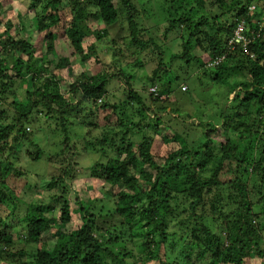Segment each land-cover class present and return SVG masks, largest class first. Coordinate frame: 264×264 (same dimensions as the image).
<instances>
[{"label":"trees","instance_id":"16d2710c","mask_svg":"<svg viewBox=\"0 0 264 264\" xmlns=\"http://www.w3.org/2000/svg\"><path fill=\"white\" fill-rule=\"evenodd\" d=\"M15 1L18 19L5 13L8 0L0 1V264H253L256 258L264 264V0H211L215 16L198 11L207 0L163 5L164 36L181 29L188 34L180 37L182 52L171 56L172 63L194 60L201 85L203 77L218 84L232 74L243 79L230 90L228 109L192 126L201 133L191 141L169 129L161 133L165 124L182 118L167 103L189 92L177 90L181 77L172 75L162 47L143 39L146 29L134 0ZM255 5L260 13L251 11ZM23 7L34 14L32 28L22 21ZM242 20L254 41L231 51ZM118 24L126 26L127 36L115 39ZM106 40L115 57L124 50L127 56L151 47L159 52V65L148 77L158 95L133 87V76L125 72L130 63L123 68L104 63L97 43ZM196 48L207 57H195ZM73 57L83 65H102V71L76 77ZM220 57L225 60L219 66L207 67ZM135 66L142 68V61ZM116 77L125 89L114 102L107 86ZM254 115L259 121L250 123ZM101 117L104 124L97 123ZM43 120L61 136L59 153L48 160L55 174L44 179L13 162L21 150L31 162L43 159L27 131ZM75 124L84 131V152L102 154L89 177L105 191L87 200L75 191L76 208L70 195L82 151L72 134ZM26 143L37 151L24 148ZM252 178L257 185L250 186ZM35 186V195H26ZM103 196L111 199L104 204ZM135 240L141 242L136 247Z\"/></svg>","mask_w":264,"mask_h":264},{"label":"rangeland","instance_id":"374dc122","mask_svg":"<svg viewBox=\"0 0 264 264\" xmlns=\"http://www.w3.org/2000/svg\"><path fill=\"white\" fill-rule=\"evenodd\" d=\"M1 1V0H0ZM138 10L140 12L141 17L139 16L138 19H140V22L142 23V27L146 29L145 34L143 35V39L145 41H148L149 39L154 40L156 44L162 47V49L165 51L162 59L165 61L168 68H171V72L173 76H180L181 80L176 82L175 86L177 87H183L187 86V92H189L188 96L180 94L179 92L176 95H173L175 97L174 103H167V107L172 109H180L182 111V118L180 120H177L176 122L169 123L166 121L168 119L167 115H163L164 121H166L169 124H165V127H162L161 133L164 134L166 129L171 130L174 133H179L182 135L183 138L187 137L188 141L195 140L199 133H201L200 130H197L196 128L192 127L193 125L199 123L202 119L210 120L217 118L221 111L219 112V108L222 110L228 109L231 106V102L233 99V95L231 94V89L235 82H240L243 79L241 78V75L232 74L229 76L225 82L226 84H218L214 83L213 81L209 80V78L203 77L202 79V85L198 83L196 80L197 74L200 73L199 67L197 63L193 60L189 62L188 65L184 61H175L171 62L170 58L172 55L181 53L182 52V46L181 43L183 42V36H185V39H188V34L185 33L183 29L174 31L169 34V36H164V29L167 27V22L165 21V10L163 8V5L166 3V0H134ZM211 0L206 1V7H197L198 11H200V14H204L210 12L213 16L218 14L217 9L213 4L210 2ZM115 4H118V0H115ZM256 4V3H255ZM5 7V13L7 16L14 15V19L17 18V14L12 11V9H16V6L19 7V4L15 0H8V4ZM257 5V4H256ZM253 6V7H256ZM260 5L258 8L256 7L255 13H260ZM22 14V21L26 25L27 28H32L31 26V20L32 16L34 14H27L26 7H23L20 9ZM146 11V12H144ZM64 17V16H63ZM16 21V20H15ZM98 24H93L92 29L96 30ZM32 33V39L33 41H40L39 36L35 31H31ZM17 34V33H16ZM127 36V28L125 25L118 24V26L114 27L112 29V38L120 39L122 37ZM40 43L39 45H41ZM98 51L101 54V59L104 61V63L109 64L113 67V62L115 61L118 63V65L123 68V66H126L127 64L129 67L125 68V72L128 74L130 73L133 76L132 84L133 87L138 91H146V87L148 88L147 91H149L152 87L150 83L148 82V77L152 74V72L158 67L159 65V59L161 55L156 49L148 48L147 50H144L142 53H133L129 52V56H127V52L124 50L123 54H119V56L115 57L113 53V48L111 46V43L106 40L103 43L98 42ZM127 50V48L125 47ZM128 51V50H127ZM60 52L63 54L71 55V51H68L64 48L60 47ZM195 57L200 58H206L207 55L201 51L200 49L196 48L193 52ZM133 57L135 60H133ZM136 59L142 61L143 67L139 68L136 67ZM73 64L76 66L74 67V74L77 76L81 75L82 72L88 71L89 75H93L92 73H98L102 70L101 66H91L93 65V61H91V65L87 63L86 65H83L78 58L73 57L72 58ZM77 64V65H76ZM187 65V66H186ZM135 66V67H134ZM115 71V70H114ZM199 72V73H198ZM245 75H249V70H244ZM191 76V81H188L189 84L185 83V80ZM62 91L65 92L68 88L66 85L62 87ZM107 89L110 93V100L117 101L119 99H122L124 96V89L125 86L123 84V81H121V78H114L110 81V83L107 86ZM178 90V88H177ZM182 91V90H181ZM150 92V91H149ZM183 92V91H182ZM18 96L22 99L25 98V91L23 89L18 90ZM173 96H170L171 99ZM116 98V99H114ZM156 105H153L152 108H156ZM155 113V111L151 112V115ZM101 114V113H100ZM193 116L194 119L187 118V116ZM100 116V115H99ZM72 120V119H71ZM261 120L264 121V117L261 118ZM74 121V120H73ZM254 121H259V118L254 115L253 119L251 118L249 120L250 123ZM104 124V121L101 118L98 119L97 123ZM215 122V121H214ZM213 122V123H214ZM76 125V124H75ZM41 126V128H40ZM192 132V134L189 133ZM31 130V137L35 141L37 145L41 147L44 151V157L41 161L37 162H31L30 159L25 158L24 151L22 153L17 154L15 156V159L13 162L16 164V167L18 168H24L27 170V172L31 174H35L42 179L51 177L55 174V168L53 164H51L48 160L52 157L57 156V154L60 151V145L59 140L61 139L59 130H56L55 125L47 120H43L39 123H35L33 126L30 127L27 131L30 132ZM197 130V131H196ZM72 134L74 135L75 141L77 142V148H79L81 154L77 156L76 163H77V173L78 178L75 181V189H73V192L70 195V200L72 203V206L76 208L75 205V191H78L79 196L81 199H88L89 197H98L101 192H105L103 188L99 187V185L92 180L90 175V166L96 162L102 159V154H98L94 151L92 152H84V142L82 140V136L84 135V131L81 126L76 125L72 129ZM188 131V132H187ZM195 131V132H194ZM32 132H34L32 134ZM56 135V136H55ZM94 135L99 136L100 131H95ZM9 145H11L12 140L7 141ZM156 144H159V140L156 141ZM24 148H29L33 150L34 152L37 151L34 144H28L26 143L24 145ZM176 148V147H175ZM158 145L155 147V151H157ZM159 150V149H158ZM56 161V159H54ZM257 185L255 181H250V186ZM42 187V184L41 186ZM105 189V188H104ZM106 190V189H105ZM107 191V190H106ZM37 192V187L35 186L32 189V192L26 193V195L34 196ZM111 198L103 196L102 203L106 204L107 201H109ZM256 200V199H255ZM261 208H263L261 206ZM77 219V218H76ZM78 220V219H77ZM79 221V220H78ZM72 226H69L68 229H71ZM175 230H177L176 227H174ZM125 230L127 231V228L125 227ZM130 239L129 234L127 232V237L124 238ZM141 242L139 240H135L134 244L135 247L139 245ZM24 245V244H23ZM26 248L29 246L24 245ZM20 248L22 246L20 245ZM253 264H261V260L254 259Z\"/></svg>","mask_w":264,"mask_h":264},{"label":"built area","instance_id":"2783aa9c","mask_svg":"<svg viewBox=\"0 0 264 264\" xmlns=\"http://www.w3.org/2000/svg\"><path fill=\"white\" fill-rule=\"evenodd\" d=\"M255 7H251V11H255ZM247 33V25L245 23V21H240L237 25V29L234 32L232 38L230 39L229 42V49L231 51H234L236 49L237 46H240L244 49H246L251 43L252 41H254V39L249 38L246 34ZM225 60V57H220L217 58L215 60H212L211 62H209L207 64V67L210 69L216 68L217 66H219L223 61ZM188 89L187 86H183L181 88V90L183 92H186ZM150 94H154L155 96L158 95V87L154 86L149 90ZM101 102V101H100Z\"/></svg>","mask_w":264,"mask_h":264}]
</instances>
